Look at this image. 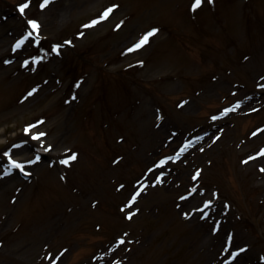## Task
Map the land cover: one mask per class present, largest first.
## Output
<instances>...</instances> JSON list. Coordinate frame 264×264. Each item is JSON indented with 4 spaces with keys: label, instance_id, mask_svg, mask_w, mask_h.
Returning a JSON list of instances; mask_svg holds the SVG:
<instances>
[{
    "label": "rangeland",
    "instance_id": "374dc122",
    "mask_svg": "<svg viewBox=\"0 0 264 264\" xmlns=\"http://www.w3.org/2000/svg\"><path fill=\"white\" fill-rule=\"evenodd\" d=\"M25 2L0 0V264H222L241 248L233 264H264V0H204L195 11V0H31L21 14ZM27 125L46 135L30 140ZM74 133L92 170L107 147L123 154L99 194L85 188L100 171L42 154L66 151ZM81 173L93 179L83 186Z\"/></svg>",
    "mask_w": 264,
    "mask_h": 264
},
{
    "label": "snow or ice",
    "instance_id": "6c2138e0",
    "mask_svg": "<svg viewBox=\"0 0 264 264\" xmlns=\"http://www.w3.org/2000/svg\"><path fill=\"white\" fill-rule=\"evenodd\" d=\"M51 2H52V0H43V3L41 4V7H42V8H43V7H46V6H47L49 3H51ZM203 2H204V0H195L194 5H193V11H195L196 9H198L199 7H201L202 4H203ZM30 3H31V0H26L25 3H22L21 5H19V6H18V7H19V12H20L21 14H25V10L30 6ZM116 7H118V5H114V6H112V7H109L108 9H106V11L102 14L101 17H99L97 20H94V21L92 22V24H91V25H88V26H95V25H97V24H100L102 21L106 20V19L110 16V14L115 10ZM28 22L32 25V27H33L34 29L37 30V35H38V30H39V28H40V24H39V22L36 21V20H30V21H28ZM118 27H119V26H118ZM156 31H158V29H153V30H151L150 32L146 33V34L141 38V40H140L137 44L134 45V47H133L132 49H129V51H134V50H136V49H139V48L142 47L144 44L148 43V42H149V38H150L152 35H154ZM32 35H33L32 32H29V33H28V36H32ZM23 42H24V41H20V42H18V43L16 44L15 47H16V48L21 47L22 44H23ZM37 42H38V41H37ZM68 43H71V41H68ZM55 51L57 52V54H59V51H60L59 45L56 46ZM37 62H39V61L37 60ZM25 63H26V65H27V62H25ZM33 127H35V125L30 126L29 128H27V129H26V132L31 133ZM45 135H46L45 133L40 132V133H36V134H34V135L32 136V138L35 139V140H41V138H42L43 136H45ZM47 150L50 151V150H51V146H49ZM262 154H264V153H262ZM6 155H8V158H9V160L11 161V165H12V167L19 169L21 172H24V171H25V169H24V164L18 162V161L15 160V159H12V156H11L10 153H6ZM76 158H77L76 155L73 154L69 159H65V160H63L62 163H64V164H69L70 160H75ZM39 160H40V156L37 155L35 161H28V163H35L36 161H39ZM245 162L247 163V161H245ZM262 171H264V169H262ZM25 174L27 175L28 173H25ZM137 195H139V193H137ZM133 200H135V198H133ZM129 219H131V214L129 215ZM120 243H123V240H121ZM241 251H243V249H241ZM236 255H239V253H236ZM233 259H235V256H233Z\"/></svg>",
    "mask_w": 264,
    "mask_h": 264
},
{
    "label": "bare ground",
    "instance_id": "6f19581e",
    "mask_svg": "<svg viewBox=\"0 0 264 264\" xmlns=\"http://www.w3.org/2000/svg\"><path fill=\"white\" fill-rule=\"evenodd\" d=\"M60 132H61V129H59L58 133H60ZM59 137H62V135H60V136H56L55 138L57 139V138H59ZM66 141H67V139H66ZM50 156H51V155H50ZM56 157L59 158L58 160L65 158L63 153H57V154H56ZM76 160H78V158H77Z\"/></svg>",
    "mask_w": 264,
    "mask_h": 264
}]
</instances>
